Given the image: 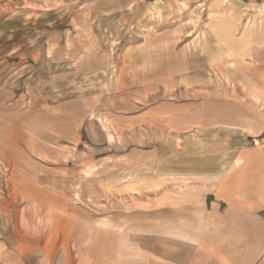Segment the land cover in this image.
Masks as SVG:
<instances>
[{
	"label": "rangeland",
	"instance_id": "rangeland-1",
	"mask_svg": "<svg viewBox=\"0 0 264 264\" xmlns=\"http://www.w3.org/2000/svg\"><path fill=\"white\" fill-rule=\"evenodd\" d=\"M253 112L264 0H0V264L190 238L209 122Z\"/></svg>",
	"mask_w": 264,
	"mask_h": 264
},
{
	"label": "crops",
	"instance_id": "crops-1",
	"mask_svg": "<svg viewBox=\"0 0 264 264\" xmlns=\"http://www.w3.org/2000/svg\"><path fill=\"white\" fill-rule=\"evenodd\" d=\"M209 26L218 38L228 35L231 41L233 32ZM240 115L209 122L224 141L215 150L218 160L215 155L206 173L197 172V184L206 187L197 214L202 223L193 225L191 237H160L158 251L152 252L149 243L107 264H264V112H253L249 120Z\"/></svg>",
	"mask_w": 264,
	"mask_h": 264
}]
</instances>
